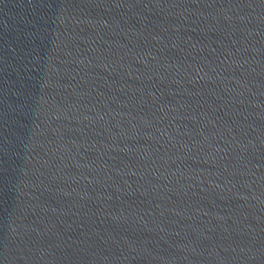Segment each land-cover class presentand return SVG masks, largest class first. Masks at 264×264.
<instances>
[{
	"label": "water",
	"instance_id": "95a60500",
	"mask_svg": "<svg viewBox=\"0 0 264 264\" xmlns=\"http://www.w3.org/2000/svg\"><path fill=\"white\" fill-rule=\"evenodd\" d=\"M0 264H264V0H0Z\"/></svg>",
	"mask_w": 264,
	"mask_h": 264
}]
</instances>
